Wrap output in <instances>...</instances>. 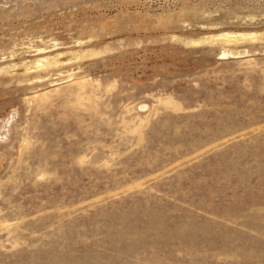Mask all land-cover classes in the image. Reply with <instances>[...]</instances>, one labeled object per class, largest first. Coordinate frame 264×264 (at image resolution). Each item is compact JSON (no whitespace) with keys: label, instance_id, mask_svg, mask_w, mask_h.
I'll use <instances>...</instances> for the list:
<instances>
[{"label":"rangeland","instance_id":"obj_1","mask_svg":"<svg viewBox=\"0 0 264 264\" xmlns=\"http://www.w3.org/2000/svg\"><path fill=\"white\" fill-rule=\"evenodd\" d=\"M0 264H264V0H0Z\"/></svg>","mask_w":264,"mask_h":264}]
</instances>
